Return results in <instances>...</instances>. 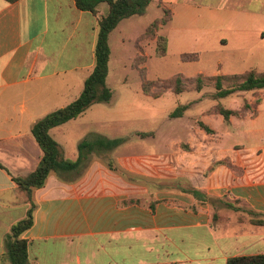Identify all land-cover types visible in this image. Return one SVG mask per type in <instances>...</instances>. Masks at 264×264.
<instances>
[{"label":"crops","instance_id":"1","mask_svg":"<svg viewBox=\"0 0 264 264\" xmlns=\"http://www.w3.org/2000/svg\"><path fill=\"white\" fill-rule=\"evenodd\" d=\"M199 1L157 0L161 12L162 8L171 12V20L164 24L169 34L158 33L162 25L156 31L166 38L165 55L173 44L188 42L186 33L170 40L182 29L190 32L191 45L178 49L180 59L183 54L196 56L183 62L197 63L204 53L216 54L209 71L199 68L191 76L179 74L188 79L250 70L264 73V24L257 23L263 9L242 5L218 16ZM107 10V4L100 3L93 15L78 10L73 0H0V264H9L6 236L29 207L13 179L32 172L42 156L31 128L82 92L94 68L98 21ZM219 23L222 26L216 28ZM146 28L136 37L135 47L139 43L143 48L140 38ZM216 31L222 34L210 37ZM149 42L156 46L155 39ZM136 50L135 57H141V49ZM52 78L58 82L51 87L46 81ZM239 93L255 92L233 95ZM70 94L73 97L63 99ZM246 103L250 108L245 114L230 117L228 123L208 109L193 122L189 140L171 144L181 168L175 178L184 187L151 185L111 170L107 166V161L114 166L111 150L103 157L92 155L74 181H60L51 174L33 193V225L21 236L27 242L26 264H227L234 257L264 255V165L241 153L219 154L220 137L204 118L213 117L230 129L240 121H256L259 99ZM243 104L228 109L239 111ZM199 122L214 134L204 132ZM60 126L50 135L66 158L64 145L53 135ZM263 150L264 145H255V158L264 156ZM222 160L233 168L216 165Z\"/></svg>","mask_w":264,"mask_h":264},{"label":"rangeland","instance_id":"2","mask_svg":"<svg viewBox=\"0 0 264 264\" xmlns=\"http://www.w3.org/2000/svg\"><path fill=\"white\" fill-rule=\"evenodd\" d=\"M199 5L209 7L213 10L212 12H215L213 14L218 16H223L242 5L256 11L263 9L257 16V23L264 24V0H202L199 1ZM161 15L157 0H153L143 16L126 18L114 30L110 38L111 54L105 80L106 86L112 91V100L107 104L96 103L81 116L61 125L53 132L55 139L64 145L66 158L74 160L77 155L78 141L91 138L93 134L98 133L110 139L128 137L126 142L110 152V159L123 176L142 179L151 185L160 184L169 188L184 187L178 184L175 178L181 168L176 166L177 157L174 155L171 144L181 141L185 143L189 140L194 135L193 122L200 120L202 113L208 109L212 111L216 104L236 109L243 102L259 99L257 105L259 118L256 121H240L233 129H230L226 123H219L213 117L205 116L204 118L216 128L220 137L219 154L241 153L250 160L253 158L257 160L259 166L264 165V156L255 158L256 152L253 151L255 145H264V92L261 94L239 93L213 99L212 95L215 93L213 82H205L200 91L191 90L192 86L188 83L187 90L180 94L165 91L161 97L155 99L142 93L141 85L147 80L167 79L179 73L191 76L199 68L209 71L213 65L211 59L216 56L215 53H204L200 62L181 61L178 49L182 47L183 50L189 49L191 45L190 32L182 29L169 37L173 41L177 40V36L186 33L188 36L186 45L173 44L164 57H158L155 55L154 43H150L149 40H140L143 48L138 47L139 43H136V47L141 49L142 56L135 57L137 55L134 45L136 37ZM221 26L222 24L219 23L216 28ZM168 30V25H162L158 33L167 35ZM221 34V31H216L210 37L216 38ZM219 53L221 55V52ZM143 64L146 68L145 72ZM133 65L136 69L132 68ZM56 81L58 82L57 78H52L46 83L50 82L49 85L52 87ZM223 84L226 87L231 85V82L226 81ZM159 90L160 85L152 89V92ZM66 97L71 98L73 95H65L63 99ZM187 104L190 106L180 116L171 117L176 108ZM195 124L197 127V123ZM136 133L152 135L140 138L135 136ZM236 146H239V151Z\"/></svg>","mask_w":264,"mask_h":264},{"label":"trees","instance_id":"3","mask_svg":"<svg viewBox=\"0 0 264 264\" xmlns=\"http://www.w3.org/2000/svg\"><path fill=\"white\" fill-rule=\"evenodd\" d=\"M73 2L78 10L89 12L93 15L97 13V6L100 3H105L108 7L106 15L98 21V32L94 46V68L85 79L82 92L74 101L45 115L35 122L31 128V134L39 146L42 156L32 172L13 179L18 189L25 194L29 207L25 217L13 224L6 236V257L9 264H26L27 262V242L21 236L33 225L34 191L42 188L51 174L55 175L60 181L76 180L86 170L92 155L103 157L125 141V138L108 140L103 136L93 134L91 138H84L78 143V156L76 160L72 161L64 157L62 148L52 138L50 130L76 119L93 104L111 101L112 91L105 84L110 56L109 34L117 27L120 21L132 16L144 15L151 0H73ZM170 20V10L162 8V17L155 19L140 38V40L155 39V53L159 57L165 55L167 42L165 37L156 35V31L161 25L166 24ZM194 59H196V56L189 54L181 56L182 61H193ZM226 81L231 82V85L225 87L223 83ZM205 82H213L215 93L212 98L221 99L237 92H256L264 89V73L250 70L241 74L216 75L212 77L197 75L188 79L177 74L167 79L147 80L142 83L141 89L145 95L158 98L167 90L180 94L187 90L188 83H190L193 90L200 91L204 87ZM159 85L160 90L152 92V89L159 87ZM189 106L190 104H187L176 108L172 112L171 117L180 116ZM249 108L250 106L246 102H244L239 111L224 108L222 105L217 104L211 112L221 115L224 122L228 123L230 117H242ZM198 125L207 134H214V131L202 122H199ZM221 164L233 168L227 160L216 163V165ZM107 166L111 170L122 174L110 161H107ZM70 175L75 176L70 177ZM131 203H139V200H130ZM258 223H261V221ZM227 264H264V255L234 257L229 259Z\"/></svg>","mask_w":264,"mask_h":264}]
</instances>
